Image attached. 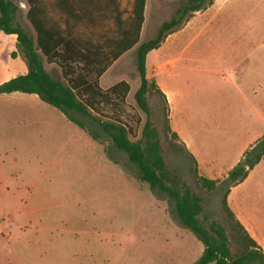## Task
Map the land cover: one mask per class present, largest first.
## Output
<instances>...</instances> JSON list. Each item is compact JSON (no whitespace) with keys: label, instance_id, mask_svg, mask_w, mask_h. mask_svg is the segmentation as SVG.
Here are the masks:
<instances>
[{"label":"rangeland","instance_id":"obj_1","mask_svg":"<svg viewBox=\"0 0 264 264\" xmlns=\"http://www.w3.org/2000/svg\"><path fill=\"white\" fill-rule=\"evenodd\" d=\"M188 1L159 0V14L154 27H145L143 42L154 39L161 25ZM196 13L185 19L192 21V27L185 32L181 27L176 39L195 40L196 46H202L197 51L205 63L214 66L202 68L205 75L194 82L190 94L201 110L218 102L214 100L223 94L222 87L230 88V82L218 75L226 72L214 58L223 51L221 44L245 38L247 32L250 36L252 29L253 38L264 41V0H204ZM17 21L36 38L25 15L19 14ZM235 27H244L245 32L240 34ZM137 48L109 71L115 84L124 81L130 86L123 119L133 129V140L140 139L147 120L135 101L141 85ZM165 48L166 41L163 51L148 55L149 78L152 61L165 56ZM14 49L12 44H0V85L12 74L8 66ZM47 68L53 77L62 78L57 68ZM152 69L155 72L157 66ZM147 100L170 177L203 198L201 224L220 222L228 231L231 250L240 253L244 248L240 233L222 206L229 185L219 179L216 191L203 189L193 160L169 130L166 101L153 91ZM71 115L98 140L35 95H0V264H195L204 245L180 223L174 203L138 180V169L100 126L74 112ZM248 194L246 204L239 198L237 204L252 219V227L257 228L252 236L262 248L264 200L259 196L264 194V165Z\"/></svg>","mask_w":264,"mask_h":264},{"label":"crops","instance_id":"obj_2","mask_svg":"<svg viewBox=\"0 0 264 264\" xmlns=\"http://www.w3.org/2000/svg\"><path fill=\"white\" fill-rule=\"evenodd\" d=\"M11 1L19 7L18 15L27 17L33 8L38 27H43L51 38L65 37L68 32H73L72 38H76L81 45L104 50L109 55L120 54L100 78V86L104 90L116 85L109 71L121 58L144 44L145 27H154L153 22L159 14V0H145V21L139 40L127 51L128 43L133 40L131 34L137 27L133 10L141 5L142 0H33V7L29 0ZM154 3L157 7L154 9V18L150 20ZM186 21L181 26L184 27L183 32L187 27H192V21ZM29 25L33 27L30 22ZM235 28L240 34L245 32L244 27ZM177 31L166 38V55H158L157 61H152L151 75L149 78L147 74V78L155 81L165 95L170 130L184 146L194 165L196 163L198 175L213 181L226 180L245 152L264 136V41L254 39L252 29L250 36L247 32L245 38L221 44L225 47L214 58L219 60L220 69H223L221 71L226 72L218 75L230 82V88L222 87L223 94L214 100L218 102L200 110L191 101L190 94L194 92V82L205 75L202 68L214 66L212 62L205 63L202 53L197 51L202 46H196L195 40L176 39ZM1 43L12 44L15 48L12 54L17 51L16 36L5 35L0 38ZM164 45L165 42L149 54L163 51ZM121 51H124L123 54ZM45 61L48 73L47 65L57 68L62 77V71L56 64H49L46 58ZM154 64L157 66L155 72L152 69ZM8 67L9 74H12L2 83L28 72L21 57L13 58ZM263 165L264 159L244 183L231 189L228 196L230 209L252 238L257 228L252 227V219L246 210L240 208L237 200L241 199L244 204L248 202L250 195H247V189ZM259 197L264 200V194Z\"/></svg>","mask_w":264,"mask_h":264},{"label":"trees","instance_id":"obj_3","mask_svg":"<svg viewBox=\"0 0 264 264\" xmlns=\"http://www.w3.org/2000/svg\"><path fill=\"white\" fill-rule=\"evenodd\" d=\"M29 3L33 7V0H29ZM145 3L146 1L142 0L141 5L133 10L137 27H134L135 32L131 34L133 40L128 43L125 49L127 51L139 40L145 21ZM203 3L204 0H189L187 5L177 11L175 17L161 25L154 39L137 48L141 85L135 94V101L147 116L138 140L131 138L133 129L123 119L130 93L129 84L123 81L107 90L100 86V78L120 54L109 55L104 50L81 45L76 38H72L73 32H68L65 37L51 38L44 32L43 27H38L37 16L32 8L27 19L36 33L35 39L18 23L19 7L11 0H0V33L16 36L17 51L12 57H21L28 72L1 84L0 95L14 93L35 95L43 103L64 114L70 122L86 130L94 140H98L95 133L83 122L76 120L71 113L88 118L100 126L113 144L125 153L130 163L138 169V180L147 184L151 190L167 195L175 205L180 223L204 245V252L195 264H264V251L239 222L228 204L231 189L244 183L264 159V136L245 152L242 160L223 181L229 185L222 201L223 210L239 231L240 241L244 247L240 253H233L224 225L217 221L210 222L207 227L201 224L200 217L205 211L203 198L195 194L187 184L180 183L176 177L174 179L170 177L159 132L150 120L151 111L147 96L153 91L164 100L166 98L155 81L147 78V56L160 48L170 34L179 30L190 13L200 11ZM122 52L124 51H121V54ZM43 57L49 64H56L61 69V79L53 77L46 71ZM172 135L177 139L175 134ZM195 175L207 192L219 188L218 181L198 175L196 163ZM175 184L180 185L181 189L174 187Z\"/></svg>","mask_w":264,"mask_h":264}]
</instances>
